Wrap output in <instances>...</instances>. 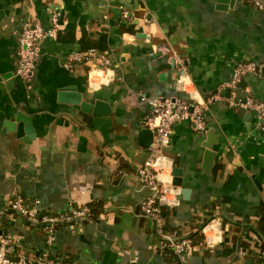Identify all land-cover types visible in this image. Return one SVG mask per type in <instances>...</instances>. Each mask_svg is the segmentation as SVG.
I'll return each mask as SVG.
<instances>
[{"label": "crops", "instance_id": "crops-1", "mask_svg": "<svg viewBox=\"0 0 264 264\" xmlns=\"http://www.w3.org/2000/svg\"><path fill=\"white\" fill-rule=\"evenodd\" d=\"M216 4L0 0V121H14L21 111L34 130L23 139L0 128V205L20 194L46 213L91 203L97 208L91 219L59 226L50 246L40 227L16 212L3 214L0 229L18 237L12 257L47 251L70 264H264V131L256 112L230 105L224 96L231 92L222 87L223 97L204 110V131L176 121L168 144L154 151L138 137L149 110L140 92L204 98L230 77L236 62L264 59V9L249 0ZM52 8L61 12L60 26L40 41L27 87L14 74L17 35L35 18L47 26ZM160 44L170 51L158 50ZM90 47L110 57L114 74L95 86L87 74L99 57L64 65L68 53ZM66 86L82 99H102L108 111L92 113L60 99ZM240 87L264 99V66L244 75ZM209 140L213 158L205 167ZM148 157L167 179L160 204L168 226L193 240L205 238L181 256L156 248L153 222L140 210L147 189L137 170ZM174 166L180 185L171 184ZM239 245L246 248L243 256Z\"/></svg>", "mask_w": 264, "mask_h": 264}, {"label": "built area", "instance_id": "built-area-1", "mask_svg": "<svg viewBox=\"0 0 264 264\" xmlns=\"http://www.w3.org/2000/svg\"><path fill=\"white\" fill-rule=\"evenodd\" d=\"M249 1L254 6L264 9V0ZM60 15L61 12L58 8H52L47 26L43 25L38 18H35L27 22L18 32L14 74L27 87L31 86L36 69L40 41L46 36H54L56 34L60 26ZM157 49L162 52L170 51V47L166 44L158 45ZM94 56L99 57L100 64L92 66L88 70L87 77L90 85L95 86L105 83L114 75L110 66L111 59L105 52H98L94 47L68 53L65 57L64 65L69 68ZM262 66H264V59L256 61L252 58H246L236 62L230 77L221 84L218 90L209 93L204 98L192 96L185 99L176 94L154 96L140 92V99L149 109L146 123L153 131L150 148L154 151L166 146L170 140L172 126L179 120H188L193 130L204 131L206 128L204 110L214 100L223 97L220 94L222 87L229 88L231 92L228 96H224L230 105L242 106L256 112L258 125L264 131V99L256 98L251 94H244L240 87V82L244 75L258 72ZM160 169V167L155 166L152 157H148L137 170L140 184L147 189V194L140 203V210L149 216L153 222L156 248L165 254L181 256L206 242L204 237L193 240L176 227H166L165 214L160 203L164 196L167 179L160 175L162 174ZM7 212H16L22 219L40 227L48 246L55 240L59 226L80 219H91L93 214L89 204L73 207L65 212H41L36 204H26L20 194L14 195L10 200L0 205V217ZM17 243V236L3 232L0 229V264H70L67 259L49 257L47 251L38 254L33 253L31 256L25 253H18L15 257H12L10 249ZM237 252L243 256L246 253V248L239 245Z\"/></svg>", "mask_w": 264, "mask_h": 264}, {"label": "water", "instance_id": "water-1", "mask_svg": "<svg viewBox=\"0 0 264 264\" xmlns=\"http://www.w3.org/2000/svg\"><path fill=\"white\" fill-rule=\"evenodd\" d=\"M217 2L216 6L219 8H225L226 6H232L235 0H215ZM1 14V12H0ZM0 15V19H1ZM7 76V75H5ZM74 86H66L59 93L60 99L68 100L75 103H80L82 109L86 111H92V113H101L102 111H108V107L106 108V102L102 99L96 98L93 101H88L86 99H82V94L79 91L74 90ZM227 89V88H226ZM229 90V89H227ZM30 116L24 114L21 111H16L14 116V121H0V128L5 127L10 131H14L17 136H22L23 139H29L34 135V130L30 121ZM138 137L141 140V144L144 146H150L153 138V131L148 126H143L138 130ZM206 149L204 152V166L208 167L211 164L213 158V150L211 148L210 140L205 144ZM172 184L180 185L181 184V170L179 167H173L172 169ZM186 188L182 187L180 189V195L183 196L186 194ZM105 254L108 255L110 252L108 250L105 251Z\"/></svg>", "mask_w": 264, "mask_h": 264}, {"label": "trees", "instance_id": "trees-1", "mask_svg": "<svg viewBox=\"0 0 264 264\" xmlns=\"http://www.w3.org/2000/svg\"><path fill=\"white\" fill-rule=\"evenodd\" d=\"M89 206H91L92 207V212H96L97 210V208H95V206L91 203V204H89ZM165 225H166V227H169L168 226V222H167V220H166V217H165ZM10 253H12V252H10Z\"/></svg>", "mask_w": 264, "mask_h": 264}]
</instances>
